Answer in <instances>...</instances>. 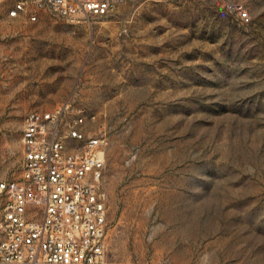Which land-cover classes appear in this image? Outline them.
<instances>
[{"label":"rangeland","instance_id":"rangeland-1","mask_svg":"<svg viewBox=\"0 0 264 264\" xmlns=\"http://www.w3.org/2000/svg\"><path fill=\"white\" fill-rule=\"evenodd\" d=\"M65 101L107 138V264H264V0H124L77 24L0 9V180L25 113Z\"/></svg>","mask_w":264,"mask_h":264},{"label":"built area","instance_id":"built-area-1","mask_svg":"<svg viewBox=\"0 0 264 264\" xmlns=\"http://www.w3.org/2000/svg\"><path fill=\"white\" fill-rule=\"evenodd\" d=\"M124 0H0L8 18L67 23L112 15ZM240 20L247 11L237 7ZM97 115L65 101L25 113L20 171L0 180V264H107V138Z\"/></svg>","mask_w":264,"mask_h":264}]
</instances>
